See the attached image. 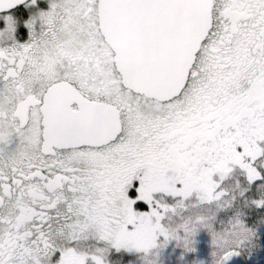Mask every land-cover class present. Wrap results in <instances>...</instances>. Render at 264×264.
Listing matches in <instances>:
<instances>
[{
	"label": "snow or ice",
	"instance_id": "snow-or-ice-1",
	"mask_svg": "<svg viewBox=\"0 0 264 264\" xmlns=\"http://www.w3.org/2000/svg\"><path fill=\"white\" fill-rule=\"evenodd\" d=\"M258 225L264 0H0V264H157L198 227L252 264Z\"/></svg>",
	"mask_w": 264,
	"mask_h": 264
},
{
	"label": "trees",
	"instance_id": "trees-1",
	"mask_svg": "<svg viewBox=\"0 0 264 264\" xmlns=\"http://www.w3.org/2000/svg\"><path fill=\"white\" fill-rule=\"evenodd\" d=\"M255 231L260 239H264V225H258ZM212 250L211 235L207 229L198 227L193 234L190 250L182 247V242L169 240L159 248L157 264H209L210 253ZM124 260H132L133 264H140L137 254H123ZM135 255V256H131ZM249 256L252 257V264H261L264 259L259 249H250ZM264 264V261H262Z\"/></svg>",
	"mask_w": 264,
	"mask_h": 264
},
{
	"label": "rangeland",
	"instance_id": "rangeland-1",
	"mask_svg": "<svg viewBox=\"0 0 264 264\" xmlns=\"http://www.w3.org/2000/svg\"><path fill=\"white\" fill-rule=\"evenodd\" d=\"M126 252L129 253L132 252L133 254L140 255V253H137L135 251H126ZM124 254H128V253H124ZM123 256H130V255H123ZM131 256H135V255H131ZM228 264H241V258L239 256L233 257L228 261Z\"/></svg>",
	"mask_w": 264,
	"mask_h": 264
},
{
	"label": "flooded vegetation",
	"instance_id": "flooded-vegetation-1",
	"mask_svg": "<svg viewBox=\"0 0 264 264\" xmlns=\"http://www.w3.org/2000/svg\"><path fill=\"white\" fill-rule=\"evenodd\" d=\"M124 253H129V252H126V251H125ZM124 253H123V254H124ZM130 253H132V252H130ZM132 254H133V253H132Z\"/></svg>",
	"mask_w": 264,
	"mask_h": 264
}]
</instances>
